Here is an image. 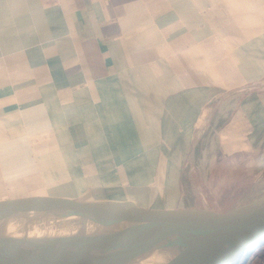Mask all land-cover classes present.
<instances>
[{"label":"crops","instance_id":"crops-1","mask_svg":"<svg viewBox=\"0 0 264 264\" xmlns=\"http://www.w3.org/2000/svg\"><path fill=\"white\" fill-rule=\"evenodd\" d=\"M255 171L264 0H0V186L212 207ZM42 186L8 191L60 195Z\"/></svg>","mask_w":264,"mask_h":264},{"label":"water","instance_id":"water-1","mask_svg":"<svg viewBox=\"0 0 264 264\" xmlns=\"http://www.w3.org/2000/svg\"><path fill=\"white\" fill-rule=\"evenodd\" d=\"M32 183L41 186L36 193L46 184L60 195L8 191ZM0 192H6L0 195V264H239L264 243V182L227 208L95 198L69 184L38 178L7 181ZM47 204H61L73 213L57 215L60 219L43 216L39 210ZM72 216L81 221H63ZM44 221L53 227L48 237H15L26 225ZM74 225L79 233L67 232ZM7 226L17 229L2 230ZM131 232L140 233V240L134 241ZM13 246L26 247L34 261Z\"/></svg>","mask_w":264,"mask_h":264},{"label":"rangeland","instance_id":"rangeland-1","mask_svg":"<svg viewBox=\"0 0 264 264\" xmlns=\"http://www.w3.org/2000/svg\"><path fill=\"white\" fill-rule=\"evenodd\" d=\"M257 172H253L252 174H226L221 177V179L216 182V185L212 186L210 191L206 190V197L203 199V202H206L204 205H211L213 207L219 206L221 208H227L234 206L239 201H241L248 193L252 191L254 187L259 184V182H264V173L256 174ZM195 187L198 188V182L196 180L198 177L194 176ZM213 177V176H212ZM205 179V185H208L209 178ZM217 178V176H215ZM200 180V179H199ZM22 188L24 186H21ZM8 189V188H7ZM3 190H6L3 189ZM9 190V189H8ZM197 191H201L200 189H195ZM197 199V198H196ZM195 199V200H196ZM199 200V199H197ZM197 202V201H196ZM202 206V205H199ZM14 229H17L16 227ZM53 230V229H52ZM247 261H253L254 264H264V246H259L254 251H248L241 263H246Z\"/></svg>","mask_w":264,"mask_h":264},{"label":"bare ground","instance_id":"bare-ground-1","mask_svg":"<svg viewBox=\"0 0 264 264\" xmlns=\"http://www.w3.org/2000/svg\"><path fill=\"white\" fill-rule=\"evenodd\" d=\"M72 208H66L65 206H61V205H55L53 207H50L48 204L47 205H43L41 210H39L41 213V215H45L47 217H52L55 218H59V216L61 218H63L62 216H64L65 214H69L70 210ZM73 212H71L69 215H72ZM59 215V216H57ZM41 216V217H43ZM60 219V218H59ZM67 220H63L64 222L66 223H74L73 221H75V223H78L79 220L78 218L72 216V217H69V218H65ZM43 220H45V217H43ZM45 222V225H42L43 222L39 223V224H36V223H31L29 225H26L24 229L20 230L17 234H15V237H19V238H22V237H29V238H45V237H48V235L52 234V233H49L50 231L49 230H52L53 227L49 226L50 228H48V224H47V221H44ZM14 229L12 226H7L5 227V229H2L4 231H7V230H12ZM80 229L76 227V225H74V228H68L67 229V232H71L72 234H76V233H79ZM15 245H18L17 243H15ZM13 248L15 249V251H17L18 253H20L21 255H23V257L29 259L30 261H34L33 258L31 257H27L28 256V253H27V248L26 247H22L19 248V247H16V246H13Z\"/></svg>","mask_w":264,"mask_h":264}]
</instances>
